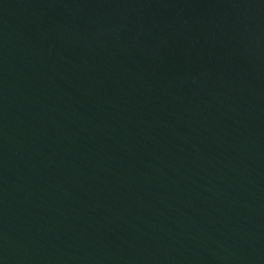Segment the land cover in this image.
I'll return each instance as SVG.
<instances>
[{
  "label": "water",
  "instance_id": "obj_1",
  "mask_svg": "<svg viewBox=\"0 0 264 264\" xmlns=\"http://www.w3.org/2000/svg\"><path fill=\"white\" fill-rule=\"evenodd\" d=\"M0 264H264V0H0Z\"/></svg>",
  "mask_w": 264,
  "mask_h": 264
}]
</instances>
